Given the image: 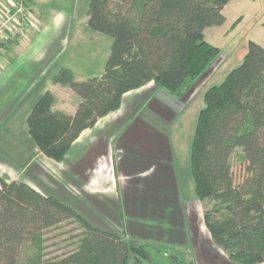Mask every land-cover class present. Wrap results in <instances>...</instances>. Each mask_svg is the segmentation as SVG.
<instances>
[{
    "label": "trees",
    "instance_id": "obj_1",
    "mask_svg": "<svg viewBox=\"0 0 264 264\" xmlns=\"http://www.w3.org/2000/svg\"><path fill=\"white\" fill-rule=\"evenodd\" d=\"M229 1L90 0L87 27L113 39L111 54L100 77L78 80L67 68L55 75L53 82L71 88L79 103L70 114L53 109L51 91L38 99L27 124L39 150L63 161L84 130L150 82L175 95L189 89L220 54L204 32L223 24ZM204 99L191 168L205 223L231 261L264 263V47L250 41L242 63ZM238 149L245 160L241 180L231 164ZM67 221L83 229L80 240L52 255L45 236ZM24 251L29 255L21 261ZM132 253L151 257L147 245L95 226L59 197L0 176V264H128Z\"/></svg>",
    "mask_w": 264,
    "mask_h": 264
},
{
    "label": "crops",
    "instance_id": "obj_2",
    "mask_svg": "<svg viewBox=\"0 0 264 264\" xmlns=\"http://www.w3.org/2000/svg\"><path fill=\"white\" fill-rule=\"evenodd\" d=\"M89 1L29 0L41 27L45 20L51 24L28 29L24 37L8 46L0 60V176L7 181H23L42 191L28 178L30 173H38L39 167H34L39 164L40 155H44L26 135L28 114L46 91L55 96L54 110L74 114L79 103L71 88L53 82L55 75L62 68L71 69L78 80L103 74L98 75L94 67L109 58L113 39L87 27ZM223 14V24L207 27L204 32L205 40L220 49L219 56L196 84L180 95H196L213 79L223 81L232 70L225 74L226 69L242 63L250 41L264 47V0H230ZM102 42L109 46L105 52L99 46ZM84 44L87 46L82 47ZM49 77L40 91V83ZM180 95L153 82L127 93L119 110L81 133L63 161L56 164L44 155L53 162L51 166L58 175H51L52 178L64 188L66 184L75 186L69 189L71 192L66 191L67 187L50 186L47 194L59 197L78 211L80 206L69 199L81 196L91 211L97 210L106 217L107 222L102 219L97 224L105 230H116L115 224L120 221L118 206L124 200L128 213L139 220L143 215L150 217V221L143 223L127 222L126 238L147 235L174 241L176 237L171 239L164 225L175 223L184 211L183 190L177 184L181 174L173 134L187 101ZM1 126L7 127L17 146L8 145ZM211 249L217 250L215 245ZM200 256L209 259L208 252ZM223 257L231 264L228 256Z\"/></svg>",
    "mask_w": 264,
    "mask_h": 264
},
{
    "label": "rangeland",
    "instance_id": "obj_3",
    "mask_svg": "<svg viewBox=\"0 0 264 264\" xmlns=\"http://www.w3.org/2000/svg\"><path fill=\"white\" fill-rule=\"evenodd\" d=\"M27 8L30 12V16L32 18L34 17V20L37 21L35 19L36 15L34 16V14H32V10L29 6V3L27 5ZM34 20H33L34 22L33 26L30 25L29 29H38L41 27L38 21L35 22ZM50 24L51 21L45 20V25L43 24L41 28L43 27L45 28ZM106 37L108 39H111L112 41V38H109L108 36ZM15 41L16 40L10 41L7 44V48ZM86 46L87 45L85 44L82 45V47H86ZM99 46L103 48L102 50L104 52L106 51V49L109 48L107 42H102ZM6 50L4 51V53L1 54V58L4 57ZM107 60L108 59H105L102 64L98 65L97 67H94L95 71H98V75L104 73ZM233 68L234 67L228 70L226 69L225 74H227L231 69L233 70ZM86 79H90V78L86 77ZM49 80L50 77L48 79L46 78L45 81H42L40 83V91L43 90V88L46 86L47 81ZM222 82L223 81H215V79H213L211 82H207L204 85L202 91L198 92L196 95H180L181 98L187 99V101L183 113L180 115L175 125L176 129L174 127L173 134L175 135L174 150H175V154L178 155L179 158L177 159V163H178L177 166H178V171L180 170L179 174H181L179 179L177 180V184L181 185V190H183L182 197L184 201V211L183 213H181V215L176 217L175 223L171 221L169 223L167 222L164 225L165 226L164 228L169 230L168 233L170 235V238L173 239L174 237H176L175 240L174 241H167V239L157 240L154 238H149L147 235H134L126 238V236H129L126 228L127 222L134 220L136 222L140 221L143 223L146 220L150 221V217L143 215V219L139 220L137 216L128 213L124 207V200H122L121 204L118 206V208L120 209V213H119L120 221L118 224H115L116 230L111 228L109 231L114 232L119 236L122 235L121 237L123 239L125 238V240L127 241H132L136 245H147L149 251L151 252L150 258L147 257L142 258L136 255V253H132L130 259L128 260V264H229L228 261L224 260L223 257L224 254L225 256H227V253L225 252L224 249L214 244L210 231L205 223V219H204L205 207L203 201H201V199L197 194L195 181L191 168L192 144L196 132L200 111L202 108L205 107V99H204L205 91L211 86L218 85ZM194 84H196V82ZM42 94L43 93H41V95ZM1 129L3 130V134L8 138L9 144L8 143L7 144L8 145L15 144L17 146L16 140L12 139V135L8 133L7 127L1 126ZM25 129H26L27 137L30 139V141L35 143L33 137L29 134L27 121H26ZM38 161L39 164L35 165L34 167V168L39 167L38 173L34 175L30 173L28 175V178L30 181H32V183L35 184V186L39 187L42 190L41 192L47 194L48 193L47 189H49L50 186H53L56 189L58 188L65 189L67 187L68 188V189L66 188L67 192H71L70 190L74 189L73 187L75 186L71 187V185L69 184H66V187L64 188V185H62L60 181L57 182L52 178V176L53 177L58 176L57 173L55 172L56 170L52 168L53 166L52 161L50 162V160H47L44 155H40ZM55 163L58 164L57 161H55ZM231 164L236 179L241 180V178L243 177L242 175L245 164L244 154L241 149L235 151L231 159ZM69 200L71 202H75L77 206H80L79 211L84 217L86 216V218L87 217L89 218L90 216L89 218L90 220H92L91 218H93L94 221L93 223L95 226H97L98 223L101 224L99 221L102 219H104L105 222H107L106 217L103 216L101 212L97 210L91 211L90 210L91 206L85 205L84 201H82L81 196L78 198L72 196V198ZM94 209L96 208L94 207ZM87 212L89 215L87 214ZM110 222L108 221L107 224L109 226H112ZM157 224H159V222ZM82 232L83 229L79 226L78 223L73 221L64 222L60 228L56 230H52L46 234L45 236L46 242L44 244V246L46 247V251L50 252L52 255H55L73 249L78 244L80 240V234ZM77 235L79 236L76 237ZM211 245H215L217 250L216 251L212 250ZM203 252L209 253V257H208L209 259H204L200 256V253L202 254ZM28 255H29L28 252L24 251L21 257V261L27 258ZM231 264H239V263L232 261Z\"/></svg>",
    "mask_w": 264,
    "mask_h": 264
},
{
    "label": "built area",
    "instance_id": "obj_4",
    "mask_svg": "<svg viewBox=\"0 0 264 264\" xmlns=\"http://www.w3.org/2000/svg\"><path fill=\"white\" fill-rule=\"evenodd\" d=\"M29 0H12L5 4L0 0V59L10 41L27 34L33 20L27 8ZM2 45V46H1Z\"/></svg>",
    "mask_w": 264,
    "mask_h": 264
}]
</instances>
